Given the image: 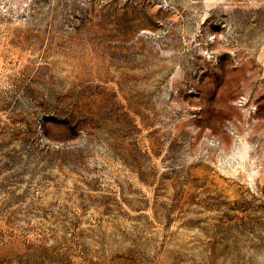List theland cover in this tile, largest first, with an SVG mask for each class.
<instances>
[{
  "label": "rangeland",
  "instance_id": "374dc122",
  "mask_svg": "<svg viewBox=\"0 0 264 264\" xmlns=\"http://www.w3.org/2000/svg\"><path fill=\"white\" fill-rule=\"evenodd\" d=\"M0 264H264V0H0Z\"/></svg>",
  "mask_w": 264,
  "mask_h": 264
}]
</instances>
